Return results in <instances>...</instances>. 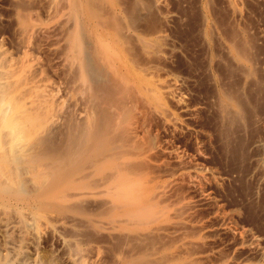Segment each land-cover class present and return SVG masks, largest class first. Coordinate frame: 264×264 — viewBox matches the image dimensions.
Wrapping results in <instances>:
<instances>
[{"label":"rangeland","instance_id":"obj_1","mask_svg":"<svg viewBox=\"0 0 264 264\" xmlns=\"http://www.w3.org/2000/svg\"><path fill=\"white\" fill-rule=\"evenodd\" d=\"M50 1L0 0V53L17 60L29 49L35 67L42 68L39 84L49 97H56L49 108L62 119L71 111L82 115L83 102L74 89L77 79L68 75L75 51L65 39L73 20L65 9L52 16ZM102 2L106 16L120 15L115 0ZM159 8L167 17L166 44L152 64L163 85H177L180 101L164 100L163 113L149 123L157 148L146 158L145 168L157 183L155 191L165 211L157 223L151 222L155 229L149 231L156 235V245L170 246L168 256L186 251L199 264H264V148L256 145L264 140V0H161ZM19 13H26L39 28L28 46L21 40ZM98 24L101 34L111 32ZM235 35L244 40L241 44L255 67V75L244 85L245 69L227 50ZM218 89L244 95L246 115L242 113L247 119L241 115L237 124L221 120ZM184 105L188 110L180 107ZM90 200L88 211L92 203L94 211L99 209ZM93 208L89 216L50 212L37 234L31 226L23 227L17 215L0 213V264L5 254L9 264H73L75 259L83 264L110 263L106 244L112 233L119 232ZM93 218L99 227L106 221L109 229L97 227V233L86 228ZM75 245L81 249L78 254L71 252Z\"/></svg>","mask_w":264,"mask_h":264},{"label":"bare ground","instance_id":"obj_2","mask_svg":"<svg viewBox=\"0 0 264 264\" xmlns=\"http://www.w3.org/2000/svg\"><path fill=\"white\" fill-rule=\"evenodd\" d=\"M115 1L120 6L118 16L109 11L106 16L102 0L50 1L55 10L52 16L65 9L73 20L65 41L75 51L74 66L71 73L66 71L72 64L66 63L64 69L68 67L65 74L77 79L78 88L69 78L83 102L82 115L71 111L62 119L54 116L49 107H54L56 97H49L39 84L42 68L35 67L27 55L29 49L14 61L0 53V213L2 217L17 215L23 227L31 226L37 234L50 212L89 216L93 203L88 211L87 201L91 199L98 203L95 211L104 215L110 229L119 232L118 236L112 233L106 244L111 257L108 264H199L186 251L168 256L170 246L156 245L157 237L149 231L165 212L155 191L157 183L145 168L146 158L157 148L149 123L163 113L164 100L180 101L177 85H163L152 64L166 44L167 17L159 8L161 0ZM16 17L22 43L28 46L39 28L26 13ZM97 24L111 32L101 34ZM46 28L43 31L48 33ZM235 36L229 39L227 50L245 69L244 85L255 75V67L241 44L243 39ZM217 92L221 120L231 124L240 123L241 115L246 118L244 95L224 89ZM256 145L264 148V140ZM94 221L99 222L93 218L87 221L91 227L85 225L97 232L99 224ZM77 246L70 247L72 253H79ZM2 261L10 263L7 254ZM73 264L83 263L75 259Z\"/></svg>","mask_w":264,"mask_h":264}]
</instances>
